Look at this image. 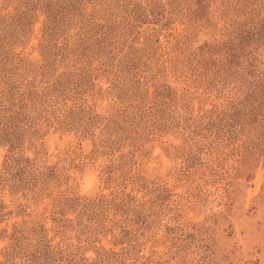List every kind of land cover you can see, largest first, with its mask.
Returning <instances> with one entry per match:
<instances>
[{"label": "rangeland", "instance_id": "374dc122", "mask_svg": "<svg viewBox=\"0 0 264 264\" xmlns=\"http://www.w3.org/2000/svg\"><path fill=\"white\" fill-rule=\"evenodd\" d=\"M0 264H264V0H0Z\"/></svg>", "mask_w": 264, "mask_h": 264}]
</instances>
